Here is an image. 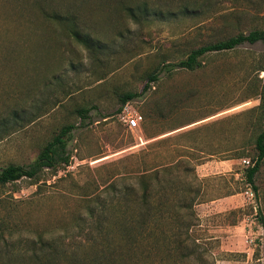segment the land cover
<instances>
[{
    "label": "rangeland",
    "instance_id": "374dc122",
    "mask_svg": "<svg viewBox=\"0 0 264 264\" xmlns=\"http://www.w3.org/2000/svg\"><path fill=\"white\" fill-rule=\"evenodd\" d=\"M255 30L264 0H0V169L31 165L75 126L69 166L0 188V264H264V163L255 192L244 180L252 158L238 159L254 155L263 128L264 42L209 54L196 71L167 66ZM137 115L140 126L126 122ZM163 167L200 189L201 255L184 261L159 244L143 255L141 239L126 258L119 231L77 228L86 199Z\"/></svg>",
    "mask_w": 264,
    "mask_h": 264
},
{
    "label": "trees",
    "instance_id": "16d2710c",
    "mask_svg": "<svg viewBox=\"0 0 264 264\" xmlns=\"http://www.w3.org/2000/svg\"><path fill=\"white\" fill-rule=\"evenodd\" d=\"M127 10L132 11L128 7ZM50 18L68 22L73 37L78 41L82 40L80 33L75 29L76 26L70 22L69 17L54 13ZM258 42H264V30L239 34L223 41L202 46L193 50L186 59L167 66L196 71L202 67V59L209 54L230 52L246 43L255 44ZM260 70L264 72V69ZM157 79V74L150 76V82H156ZM70 97L68 96V98ZM136 97V94L129 93L122 97L121 102L126 105ZM259 99L263 128L255 140L254 155L246 154L238 158H252V163H249L245 169L244 180L246 185L255 192L258 191L256 177L264 163V85ZM90 112L91 109L81 108L77 114L84 121V119L89 118ZM74 128V125L62 128L52 141L48 142L41 150L37 160L31 165L25 167L9 165L0 169V188L17 184L25 178L33 182V185H39L45 168L52 169L57 175L61 166H69L71 155L68 153V144L72 141ZM168 168L163 167V171L156 169L142 173L138 178L139 187L137 188L133 185L120 188L113 182L104 189L106 190L104 197L98 194L86 199V217L82 218L81 216L76 219L77 228L83 231V226L90 225L101 235L103 230H107L110 237L111 228L119 231L120 244L118 247L122 246V250L125 251L123 257L126 258L131 253L141 251L139 245L141 239V241H149V244L142 248L141 254L143 255L153 252L155 244L161 245L162 250L164 249L168 255H178L184 261L201 255L199 249L202 247L197 243L198 239L195 238L193 232V229L199 226L198 222L200 221L194 211V206L199 202L198 198L201 196L200 189L183 188L181 186L182 177H177L173 181L169 177L170 169ZM196 180L198 181L197 178ZM109 236L107 237L109 238ZM35 245L41 247L40 252L48 247L43 238L38 240ZM116 246V243L109 238L105 249L110 252L115 250ZM34 256L40 260L38 252H35ZM53 257L51 255V259L48 260H51L52 264H54L52 262Z\"/></svg>",
    "mask_w": 264,
    "mask_h": 264
},
{
    "label": "built area",
    "instance_id": "2783aa9c",
    "mask_svg": "<svg viewBox=\"0 0 264 264\" xmlns=\"http://www.w3.org/2000/svg\"><path fill=\"white\" fill-rule=\"evenodd\" d=\"M141 120H142V118L137 115V116L129 118L128 120H126V122L128 124H137L140 126ZM244 163L249 164L250 162L244 161Z\"/></svg>",
    "mask_w": 264,
    "mask_h": 264
}]
</instances>
